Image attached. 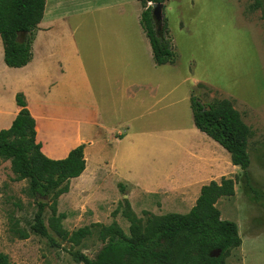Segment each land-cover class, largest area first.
Segmentation results:
<instances>
[{"label": "crops", "instance_id": "0c3cea01", "mask_svg": "<svg viewBox=\"0 0 264 264\" xmlns=\"http://www.w3.org/2000/svg\"><path fill=\"white\" fill-rule=\"evenodd\" d=\"M143 10L140 0H46L23 67L7 65L0 34V130L22 110L21 94L46 156L84 147L85 170L65 194L85 198L91 189L105 199L123 185L132 209L145 198L156 202L144 207L152 213L188 211L204 185L230 177L231 154L197 128L191 92L176 72L168 77L177 61L155 62ZM3 163L11 169V159Z\"/></svg>", "mask_w": 264, "mask_h": 264}, {"label": "trees", "instance_id": "16d2710c", "mask_svg": "<svg viewBox=\"0 0 264 264\" xmlns=\"http://www.w3.org/2000/svg\"><path fill=\"white\" fill-rule=\"evenodd\" d=\"M144 10L141 23L150 39L154 60L158 65L175 63L176 53L163 17L161 29L154 28L153 3L167 0H140ZM46 6V0H0V34L8 50L5 62L11 67H23L33 58V42ZM199 86H204L199 84ZM22 110L11 127L0 130V163L9 159L14 173L12 180H29L28 192L38 207L29 229L11 213L9 231L19 239H28L31 232L45 238L53 247L69 243L67 251L77 263L83 264H227L231 251L242 245L239 225L225 220L217 203L222 197H233L237 178L223 176L204 185L196 204L186 213L156 215L146 212L147 218L137 216L126 200L123 215L130 222V234L117 221L110 224L96 222L74 231L64 227L66 214L58 212L60 196L70 191L71 180L85 170L84 147L79 145L62 159L46 156L36 140V119L27 109L23 95H17ZM191 107L198 129L220 143L249 178L251 165L249 140L250 126L241 112L228 98H216L205 103L193 90ZM123 190V185H119ZM45 198L48 202H41ZM50 207L49 224L45 222V209ZM94 236L102 243L94 258L81 249H75L83 240ZM219 252L212 256L213 252ZM0 264H15L0 251Z\"/></svg>", "mask_w": 264, "mask_h": 264}, {"label": "rangeland", "instance_id": "374dc122", "mask_svg": "<svg viewBox=\"0 0 264 264\" xmlns=\"http://www.w3.org/2000/svg\"><path fill=\"white\" fill-rule=\"evenodd\" d=\"M164 16L177 61L176 68H167L169 79L176 72L183 78V91L192 94L195 90L205 103L216 98L232 100L251 128L249 178L232 163L228 173L238 179L236 193L233 197L220 198L217 207L223 219L238 223L244 240L243 245L231 251L227 264H243V255L244 264H264V0H168ZM13 177V171L3 163L0 167V251L15 264H83L75 262L67 251L69 243L53 247L39 234L31 232L28 239L11 234V213L29 229L38 210L35 198L28 192L29 180L14 181ZM94 186L91 184L89 188ZM87 191L90 198H82L81 194L60 196L58 212L66 214L64 227L71 232L85 225L94 226L96 222L117 221L130 234V222L123 215L129 197L121 195L127 191L120 189L121 193L114 196V191L109 190L110 197L105 199L99 197L98 190ZM147 201L142 198L134 204V211L142 219L150 212L144 207L152 209L156 203L148 205ZM189 211L160 207L153 214ZM44 214L48 225L49 206ZM101 246L91 236L75 249L94 258Z\"/></svg>", "mask_w": 264, "mask_h": 264}, {"label": "water", "instance_id": "95a60500", "mask_svg": "<svg viewBox=\"0 0 264 264\" xmlns=\"http://www.w3.org/2000/svg\"><path fill=\"white\" fill-rule=\"evenodd\" d=\"M164 3H153L152 5V18L154 22V28L156 30L161 29L162 24H163V17H164ZM39 201L41 202H47L48 200L45 198H39ZM220 251L218 252H213L211 255L212 256H217Z\"/></svg>", "mask_w": 264, "mask_h": 264}]
</instances>
